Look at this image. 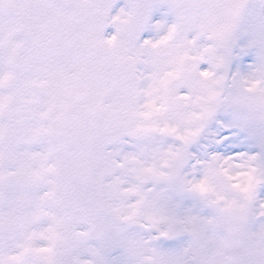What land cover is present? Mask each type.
<instances>
[{
	"label": "snow or ice",
	"instance_id": "6c2138e0",
	"mask_svg": "<svg viewBox=\"0 0 264 264\" xmlns=\"http://www.w3.org/2000/svg\"><path fill=\"white\" fill-rule=\"evenodd\" d=\"M0 264H264V0H0Z\"/></svg>",
	"mask_w": 264,
	"mask_h": 264
}]
</instances>
